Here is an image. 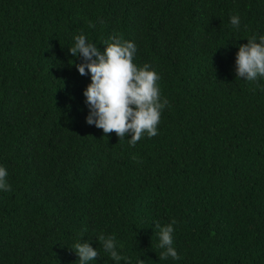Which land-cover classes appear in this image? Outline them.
Instances as JSON below:
<instances>
[{"label": "trees", "instance_id": "1", "mask_svg": "<svg viewBox=\"0 0 264 264\" xmlns=\"http://www.w3.org/2000/svg\"><path fill=\"white\" fill-rule=\"evenodd\" d=\"M77 35L135 43L168 100L158 135L133 147L86 122ZM262 35L264 0H0V264H79L78 241L88 264H264V78L235 63ZM173 219L180 259L159 260Z\"/></svg>", "mask_w": 264, "mask_h": 264}, {"label": "clouds", "instance_id": "2", "mask_svg": "<svg viewBox=\"0 0 264 264\" xmlns=\"http://www.w3.org/2000/svg\"><path fill=\"white\" fill-rule=\"evenodd\" d=\"M230 23L238 29L241 23L239 16H232ZM89 27L95 25L90 23ZM74 40V46L69 48V52L73 57H82L84 61L75 67L81 76L91 74V83L83 93L89 107L86 122L102 129L105 135L115 132L120 140L130 134L131 139L127 142L133 147L145 134L149 138L158 135L157 126L163 109L168 106V100L161 97L157 83L160 77L150 70L151 65L137 67L133 62L137 52L135 43L113 36L101 54L96 44L89 43L84 35H77ZM247 41L236 54V75L237 79L256 82L264 78V35L258 40L252 36ZM7 175V170L0 166V190L11 191ZM176 223L173 219L163 227L159 223L155 224L159 230L158 247L164 249L159 260L169 257L180 259L172 246L173 225ZM98 240L103 250L110 253L112 260H128L116 250L115 236L105 237L101 234ZM73 248L79 264H88L99 257L97 249L88 241H78ZM138 264H144V261L139 260Z\"/></svg>", "mask_w": 264, "mask_h": 264}]
</instances>
